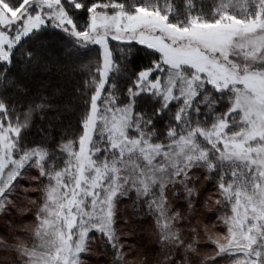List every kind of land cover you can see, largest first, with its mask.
<instances>
[{
	"label": "snow or ice",
	"instance_id": "obj_1",
	"mask_svg": "<svg viewBox=\"0 0 264 264\" xmlns=\"http://www.w3.org/2000/svg\"><path fill=\"white\" fill-rule=\"evenodd\" d=\"M0 264H264V0H0Z\"/></svg>",
	"mask_w": 264,
	"mask_h": 264
}]
</instances>
